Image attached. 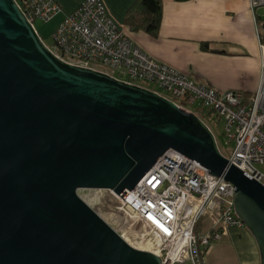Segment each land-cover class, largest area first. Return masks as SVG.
<instances>
[{"label": "water", "instance_id": "obj_1", "mask_svg": "<svg viewBox=\"0 0 264 264\" xmlns=\"http://www.w3.org/2000/svg\"><path fill=\"white\" fill-rule=\"evenodd\" d=\"M235 186L264 264V185L224 156L192 110L55 57L0 0V264H163L118 206L169 149Z\"/></svg>", "mask_w": 264, "mask_h": 264}, {"label": "built area", "instance_id": "obj_2", "mask_svg": "<svg viewBox=\"0 0 264 264\" xmlns=\"http://www.w3.org/2000/svg\"><path fill=\"white\" fill-rule=\"evenodd\" d=\"M15 1L33 26L36 20L47 21L61 11L54 0ZM248 3L252 10L264 6V0ZM52 37L53 44L47 47L65 63L102 71L126 83L152 82L188 110L211 109L224 121L227 143L232 141L229 160L264 185V172L257 166H264V41L259 35L261 73L248 95L239 88L219 90L195 82L155 60L110 17L103 0H83L63 17ZM233 189L230 180L211 174L174 148L154 163L118 208L143 221L163 264H203L213 241L231 226L244 225L234 211ZM207 214L211 227L198 232L197 224Z\"/></svg>", "mask_w": 264, "mask_h": 264}, {"label": "crops", "instance_id": "obj_3", "mask_svg": "<svg viewBox=\"0 0 264 264\" xmlns=\"http://www.w3.org/2000/svg\"><path fill=\"white\" fill-rule=\"evenodd\" d=\"M54 1L61 7L56 14L61 21L83 0ZM134 1L103 0L110 17L152 58L219 90L239 88L249 94L257 87L262 61L255 23L264 33V20L248 0H162L157 36L124 23ZM203 42L207 48L202 47ZM210 225L211 216L204 215L197 231H206ZM209 253L212 262L208 261ZM202 262L260 264L259 247L246 225L231 226L209 245Z\"/></svg>", "mask_w": 264, "mask_h": 264}, {"label": "rangeland", "instance_id": "obj_4", "mask_svg": "<svg viewBox=\"0 0 264 264\" xmlns=\"http://www.w3.org/2000/svg\"><path fill=\"white\" fill-rule=\"evenodd\" d=\"M256 13H258L260 17L264 20V6L257 7ZM59 23L60 21L57 15L53 16L47 21L36 20L34 22L35 30L46 45L51 46L53 44L52 34L59 25ZM138 84L142 85L145 88L153 90L165 97H169V94L165 90L161 89L159 86L152 82L139 81ZM191 108L192 107H190V109ZM192 110L201 118L202 121H205L210 131L214 135L215 143L218 145L220 152L224 156H228L233 144L232 141L227 143L226 136L223 132L224 121H222V119L218 117L216 113H214L211 109L205 106L200 107L199 109L193 107ZM257 166L260 170L264 172V166L258 164ZM211 255L212 254L209 253V256L207 258L208 261L212 262Z\"/></svg>", "mask_w": 264, "mask_h": 264}, {"label": "trees", "instance_id": "obj_5", "mask_svg": "<svg viewBox=\"0 0 264 264\" xmlns=\"http://www.w3.org/2000/svg\"><path fill=\"white\" fill-rule=\"evenodd\" d=\"M161 2L162 0H135L126 12L124 23L134 30H143L157 36L162 23ZM262 24L264 26V22ZM259 37L264 41L263 32H259ZM202 47L207 48V43L203 42Z\"/></svg>", "mask_w": 264, "mask_h": 264}, {"label": "bare ground", "instance_id": "obj_6", "mask_svg": "<svg viewBox=\"0 0 264 264\" xmlns=\"http://www.w3.org/2000/svg\"><path fill=\"white\" fill-rule=\"evenodd\" d=\"M227 157V156H226Z\"/></svg>", "mask_w": 264, "mask_h": 264}]
</instances>
